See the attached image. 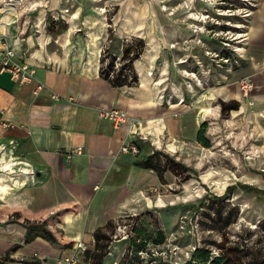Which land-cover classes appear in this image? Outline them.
<instances>
[{"label": "crops", "instance_id": "crops-1", "mask_svg": "<svg viewBox=\"0 0 264 264\" xmlns=\"http://www.w3.org/2000/svg\"><path fill=\"white\" fill-rule=\"evenodd\" d=\"M2 11L0 35L10 25L7 9ZM37 20L38 36L27 38L26 53L11 45L17 57L35 69V80L45 86L43 91L34 95L32 85H18L7 71L0 69V118L8 124L0 126V221H14L12 226L0 225V262L10 247L18 245L1 264H55L59 258L75 252L76 244L81 242L86 250L79 256L78 264H124L127 243L109 242L119 216L137 213L141 217L138 232L154 235L158 229L152 226L153 216L165 241L173 239L176 208L158 211L164 197L159 191L178 184L184 190L189 189L191 174L200 168V155L210 151L213 144L207 131L210 148L199 144L196 134L203 122L210 120L211 124H216L221 115L220 104L213 99L215 96L225 103L237 101L238 109L229 111L232 115L236 113L233 119L260 125L264 133V77L261 74L264 68V0H256L249 17L239 63L216 71L214 75L218 80L227 78L215 89L220 88V92L214 90L208 97L207 92L199 96L195 90L187 91L182 103L174 98L171 105L156 101L159 90L149 84L150 78L146 75L145 64L152 59L153 40L147 43L145 62H140L144 63L142 69H137L144 83L114 84L101 75L100 60L94 55L100 47L101 26L98 36L92 37L93 31H87L84 39L77 35L75 44L80 45L82 39L91 51L88 53L85 47H80L73 53V61L68 63L70 50L75 46L70 35L77 31L76 23H71L62 35L63 52L58 55L49 46L52 36L46 30L43 11L39 12ZM125 20L119 28L120 34L140 30L138 25L124 23ZM176 34L173 27L169 29L167 41L177 39ZM122 40L118 35L104 40L101 46L105 44L108 51L120 55ZM137 60L135 62L140 61ZM243 77L253 82L246 98L241 96L238 85ZM52 94L58 99H52ZM196 99L199 103H195ZM113 107L125 110L133 121L115 127L109 120L99 117L100 109ZM130 142L138 145L137 156L119 152L122 144ZM79 146L82 154L67 159L66 153ZM249 173L247 179L258 185L253 186L256 191L252 195L260 197L257 215L249 219L259 223L264 220V178ZM233 188L234 185H230L224 189L219 205L223 201L229 203L226 218L231 225H236L238 192ZM203 197L206 202L214 198L211 195ZM183 211L188 217L195 214L187 207ZM208 212L204 219L213 220L214 225H221L226 219L223 215L227 213L221 207ZM37 215L41 216L34 219ZM44 219H50L48 227L55 242L32 236L33 232L27 228ZM202 220L199 216V225ZM216 228L213 226L206 231ZM191 229L186 224L185 232Z\"/></svg>", "mask_w": 264, "mask_h": 264}, {"label": "rangeland", "instance_id": "rangeland-1", "mask_svg": "<svg viewBox=\"0 0 264 264\" xmlns=\"http://www.w3.org/2000/svg\"><path fill=\"white\" fill-rule=\"evenodd\" d=\"M255 5L256 0H0V14H4L2 9H7L10 25L3 33L7 36L9 45L18 47L23 53L28 51L27 38L32 36L35 39L38 36L36 25L39 23L37 18L40 11L44 12L46 30L52 36L49 46L58 55L63 52L61 37L74 22L77 31L70 35L74 44L78 34L82 39L87 36V31H93L92 37L98 36L100 26L101 29L106 26L104 40H112L118 35L122 39H140L143 45L145 43L144 52L149 47L148 41L153 40L152 59L145 64L146 72H151L149 84L154 85L164 95H186L185 86L192 77L187 72L194 71L204 86L203 89L193 88L190 91L195 90L199 96L207 92L206 96L210 97L227 80L223 77L220 80L214 78L216 71L224 68L216 65L218 60L210 53L243 47L244 41L241 39L245 37L248 20ZM124 19V23L138 25L140 30L120 34L119 28ZM93 22L96 24L93 25ZM87 26H91V29ZM214 26L217 28L211 30ZM172 27L178 38L170 42L166 36ZM82 39L80 45L75 44L70 50L68 63L73 61L75 50L87 46ZM203 39H206V43H200L199 40ZM144 52L142 58L138 59L140 61L134 63L136 70L142 69L144 63L140 62L144 60ZM182 60L187 62L182 63ZM219 89L215 93L220 92ZM213 99L216 102L220 100L218 96ZM185 102L189 100L185 99ZM233 118L234 115L227 113L218 116L216 124H211L210 120L207 122V136L212 139L213 144L210 151L200 155V168L191 174L189 189L184 190L178 184L159 191L164 197L158 211L176 208L177 223L172 230L174 242L181 249L190 250L192 246L198 245L199 237L201 241L198 243L208 251L205 264H229L233 259L249 264L264 256V220L255 223L249 219L257 215V201L260 197L256 194L253 196L252 193L256 191L253 186L258 185L247 179L249 172L264 178V133L260 125L236 122ZM206 173L209 175L204 176ZM231 181L232 184H229ZM230 185H234L233 189L238 192L235 198L239 211L236 225L233 222L231 225L229 218H226L229 203L223 201L219 205V199L224 198V189ZM242 186L246 189H242ZM166 194L168 198H165ZM203 195L214 198L206 202ZM216 195L220 197L217 198ZM186 207L190 212L199 210L201 213L199 216L203 220L198 225L200 229L197 232L191 229L188 220L190 217L183 211ZM219 207L227 213L223 215L226 219L221 225H214L213 220L208 222L204 219L206 213H209L208 210H218ZM183 215L186 219L181 223L180 218ZM152 218L159 229V223L153 216ZM12 222L0 221V225L12 226ZM186 224L191 229L190 232H185ZM213 226L217 227L215 231H206L208 228L213 229ZM38 231L41 229L38 228ZM227 252L232 255L230 258H227ZM215 258L220 261L214 263Z\"/></svg>", "mask_w": 264, "mask_h": 264}, {"label": "built area", "instance_id": "built-area-1", "mask_svg": "<svg viewBox=\"0 0 264 264\" xmlns=\"http://www.w3.org/2000/svg\"><path fill=\"white\" fill-rule=\"evenodd\" d=\"M248 15V14H247ZM201 19L203 16L200 17ZM203 20V19H202ZM217 27H212V29ZM221 29L220 27H218ZM200 29V28H199ZM210 30V29H209ZM205 37V36H204ZM133 38H126L122 40V48L123 46L132 43ZM245 37L241 39V41H244ZM106 41V39H105ZM200 43H206V39L199 40ZM0 69L3 71H7L11 78L18 84V85H32V93L34 95H39L43 89L44 85L42 83H39L35 80V69L29 65L27 62L19 59L13 50V48L9 45L7 41V36L5 33H2L0 35ZM145 49V47H144ZM242 47L238 46L234 50H228L223 49L221 52H211L206 51L207 53H210L215 58H217L218 63L216 65L220 68H232L234 65H237L240 61V53H241ZM144 50L139 55V58L143 54ZM223 53V54H222ZM225 53H228V56H225ZM114 58L113 66L111 69H109L108 65L110 63V59ZM103 59V63L101 65L103 70L108 71V76L113 77L115 74H117L122 66V62L120 60V55H117L116 53H112L108 51L107 47L104 45L101 46L99 50V60ZM187 60H182V63H186ZM129 74V70L126 71ZM137 78V84H141V79L138 71L136 70V67H134L133 63V71ZM147 74L151 76V72L148 71ZM187 74L191 75V79L194 81H191V79H188V82L185 86V90L190 91L193 90V88L203 89L204 83L201 81V78L199 76L196 77V73L194 71H190V73L187 72ZM261 74L264 77V68L261 70ZM239 90L241 93V96L243 98H246L249 93L251 92L253 88V82L249 77H243L238 81ZM51 98L54 100L58 99V96L55 94L51 95ZM177 99V102L182 103L184 101V95L183 93L173 95H164V93L160 92L156 96V101L160 103H164L166 105H171L173 103V100ZM198 102V99L195 100V103ZM99 117L102 119L109 120L115 127H119L120 125L124 123H131L133 119L128 115V113L121 109V108H103L99 110L98 113ZM0 126L1 127H7L8 124L3 122L0 118ZM83 152L82 147H76L75 149L68 151L66 153L67 159H72L74 156L81 155ZM119 152L122 154H132L134 156H137L139 154V147L136 143L130 142V143H124L120 146ZM199 214L195 213L193 217H190V225L193 230L197 232L198 230V221H199ZM137 213H130L126 215L119 216L115 221L114 231L112 235L110 236V244L112 243H119V242H126L133 236V229L137 225ZM186 217L185 215L180 218L181 223H184ZM182 228V226H181ZM175 237L171 241H165L163 244L155 245L151 243H147L146 246L143 249L134 251L131 247L126 245V248L123 252V255H128L131 257H137L138 261H140V264H182L184 261L189 260L192 251L195 250L196 247H199L200 244L198 242L201 241V239L197 238V246H192L190 250H183L174 242ZM139 242V240H137ZM86 250V246L78 242L75 246V252L69 255H65L58 260L55 261V264H78L79 263V256L81 253H83ZM182 253V257L180 254ZM180 257L183 259V262L179 260Z\"/></svg>", "mask_w": 264, "mask_h": 264}, {"label": "trees", "instance_id": "trees-1", "mask_svg": "<svg viewBox=\"0 0 264 264\" xmlns=\"http://www.w3.org/2000/svg\"><path fill=\"white\" fill-rule=\"evenodd\" d=\"M144 47H145V43L143 45V41L140 39H136V40L134 39L132 43H129V44L123 46L122 51L120 53V60L123 64H122L119 72L117 74H115L112 78L108 76L109 73L107 70L105 71L102 69L101 65L103 63V59H100V73H101V75H104L106 78H109V80H111L114 84H117V83H122V84H126V85L137 84L136 75L134 74V72L132 73L133 63L135 62V60H137L139 58V55L144 50ZM225 56H228V53H225ZM114 58L112 57L110 59V63L108 65L109 69H111L113 66ZM128 70L130 71L129 74L126 72ZM216 103L220 104L221 114H227L231 110H237L238 106H239L238 105L239 103L237 101H230L228 103H225V102L219 100ZM233 115H236V113L234 112ZM206 128H207V123L203 122L197 131L196 140L203 147L210 148L211 142L206 137ZM137 165H139V164L137 163ZM186 179H187V177H184V180H186ZM241 188L245 189L246 187L242 186ZM63 210L64 209L60 210L58 212V214H60ZM198 212H199V210L196 211L195 213H198ZM29 216L30 215H28V217ZM40 216L41 215H37L36 217H34V219H38V217H40ZM53 220H54V218H53ZM140 223H141V217H140V215H138L137 225L133 229V236L127 241V245L129 247H131L132 249H134V251L143 249L147 243L160 245V244H163L165 242V236H164L163 232L160 231L159 229L156 231V233L154 235L149 234V233H146V234L139 233L138 227H139ZM49 224H50V219H44L40 223L27 225V228L33 232L32 236H41L47 240H51V241L55 242L56 239H55L51 229H49V227H48ZM152 226L156 228L155 220L153 218H152ZM38 228H40L41 231H38ZM137 240H139V242H137ZM17 248H18V245H14V246L10 247L6 251L4 256L1 257V262L6 261L9 257V255L12 252H14ZM225 250L228 251V248H226ZM230 256H232L230 254V252H227V258H230ZM207 257H208L207 249L199 246V247H196L194 251H192L190 259L184 261L182 264H196L198 262L205 264L207 262ZM245 257H247V256H245ZM219 261H220L219 258H215L214 263H218ZM1 262H0V264H1ZM123 263L124 264H140V261H138L137 257H131L128 255H125L124 259H123ZM229 264H246V263H244V261H242V260L240 261L239 259H236V260L233 259L232 263H229ZM249 264H264V256H262L261 258H257L256 260H254L252 262H249Z\"/></svg>", "mask_w": 264, "mask_h": 264}, {"label": "bare ground", "instance_id": "bare-ground-1", "mask_svg": "<svg viewBox=\"0 0 264 264\" xmlns=\"http://www.w3.org/2000/svg\"><path fill=\"white\" fill-rule=\"evenodd\" d=\"M102 24H104L103 23V20H102ZM105 35H106V26H103V28H102V32H101V34H100V37H99V41H100V47L98 48V51L96 50L95 51V53H94V55H95V59L97 60V58H99V50H100V48H101V44H102V42L104 41V38H105ZM94 47H96V45L94 46ZM85 49L88 51V53H90V51H91V49H90V46H86L85 47ZM93 55V56H94ZM142 58V57H141ZM94 59V60H95ZM93 61V60H92ZM95 62V61H94ZM97 62V61H96ZM93 64V63H92ZM146 75L148 76V78H149V75L146 73ZM149 81H150V79H149ZM141 83H144V82H141Z\"/></svg>", "mask_w": 264, "mask_h": 264}]
</instances>
